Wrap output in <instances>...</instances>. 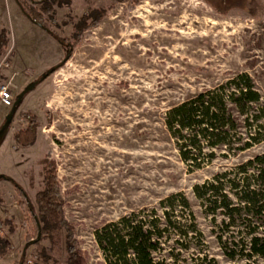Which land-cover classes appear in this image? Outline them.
I'll list each match as a JSON object with an SVG mask.
<instances>
[{
	"label": "rangeland",
	"instance_id": "obj_1",
	"mask_svg": "<svg viewBox=\"0 0 264 264\" xmlns=\"http://www.w3.org/2000/svg\"><path fill=\"white\" fill-rule=\"evenodd\" d=\"M13 1L0 0L3 50H11L15 86L9 121L11 109L0 105V264L66 261L61 223L51 222L45 234L38 220L36 195L47 175L58 188L60 218L84 264H106L96 229L171 206L179 225L193 223L200 237L175 261L169 253L178 254L181 243L163 245L156 260L246 264L238 252L247 243L245 225L262 232V222L235 216L231 223L215 207L223 195L239 204L229 181L253 187L256 170L242 167L264 155V0H69L55 8L54 21L44 16L51 32ZM95 9L102 18L90 19ZM243 74L261 99L256 127L246 126L234 110V140L204 148L199 169L184 163L167 113ZM28 127L33 142L23 145L17 136ZM222 174L228 180L221 193L202 199L194 193ZM232 242L237 254L230 260L224 247Z\"/></svg>",
	"mask_w": 264,
	"mask_h": 264
},
{
	"label": "trees",
	"instance_id": "obj_2",
	"mask_svg": "<svg viewBox=\"0 0 264 264\" xmlns=\"http://www.w3.org/2000/svg\"><path fill=\"white\" fill-rule=\"evenodd\" d=\"M16 2L20 11L30 21L38 24L47 32L51 31L43 21L44 16L54 21L52 18L56 11L55 8L70 4L69 0H22V2L16 0ZM37 6L40 11L36 9ZM102 16L103 12L95 9L91 13V18L89 15L83 17L82 21L87 22L89 18L99 19ZM76 35L75 38H77ZM5 37V32L1 31L0 55L5 51L3 50L6 44ZM69 55L70 53H68ZM260 100V96L252 87L250 79L243 74L214 91L199 94L171 109L166 115V126L178 144L182 161L199 169L201 163H204L202 156L204 148L214 149L224 145L228 139L234 140L233 137L236 134L234 130L237 127L234 110L238 115L244 116L246 126L249 128L256 127L258 119L261 118ZM252 129L254 130V128ZM18 135L17 137L23 145H30L33 142L34 130L28 127ZM250 138L255 140L252 135ZM244 145L246 148L249 146L248 143ZM240 150L244 149L241 148ZM212 157L213 153H210L209 159ZM247 167L256 170L254 186L251 187L248 183L244 185V180L240 184H236V181L229 179L230 189L235 191L239 204L237 206L232 205L231 202L225 200L226 197L223 195L222 203L215 208L224 209L225 215L231 223H233L235 216L242 217L249 222L252 219L262 222V232H260L259 227L251 228L245 225L248 235L247 243L238 252L247 258L246 264H250L249 260L254 258L264 259V155L249 161L242 169ZM227 180L226 174L218 175L213 184L206 183L202 187L197 186L194 188V193L201 199L211 192L221 193ZM52 181L54 179L51 175H47L45 188L36 195L39 223H42L45 234L50 230L51 222L61 223V228L65 232L67 252L64 264H84L80 253L72 245V234L67 227L68 225L60 218L62 213L58 204L59 191ZM237 188L241 190H237ZM200 189L205 191L201 196L199 194ZM180 201L184 207H187L184 199L180 198ZM215 203L214 200L213 204ZM190 217L192 218V215ZM176 220L177 217L172 206L169 209L164 208L161 214H158L156 210H151L149 213L144 211L120 218L117 222L105 224L95 230L94 238L104 255L106 264H165V261L156 260V256L163 249V245H168L169 242L177 245L181 243V249L177 251L178 254L169 253L170 260L175 261L176 257L182 253V249L186 252L190 248L191 239L196 236L200 237L199 232L194 233L193 223L180 226ZM36 224L40 227L37 222ZM40 234L41 229L38 236ZM44 238L48 239L47 236ZM180 240L181 242H179ZM236 244L232 242L231 248L223 246L224 254L230 260L236 258L237 250L232 249Z\"/></svg>",
	"mask_w": 264,
	"mask_h": 264
},
{
	"label": "built area",
	"instance_id": "obj_3",
	"mask_svg": "<svg viewBox=\"0 0 264 264\" xmlns=\"http://www.w3.org/2000/svg\"><path fill=\"white\" fill-rule=\"evenodd\" d=\"M11 69V50H8L0 55V105L6 109L13 107L12 93L15 86L14 75H9Z\"/></svg>",
	"mask_w": 264,
	"mask_h": 264
},
{
	"label": "water",
	"instance_id": "obj_4",
	"mask_svg": "<svg viewBox=\"0 0 264 264\" xmlns=\"http://www.w3.org/2000/svg\"><path fill=\"white\" fill-rule=\"evenodd\" d=\"M68 58L66 57V59L63 61V62H65L66 60H67ZM34 84H32V85H30L27 89H26V91H24L18 98H17V100L14 102V107H15V105L22 99V97L24 96V94L26 93V92H28V91H31L33 88H34ZM12 113H13V109H12V111H10V113L8 114V116L6 117V120L5 121H9L10 120V118H11V116H12Z\"/></svg>",
	"mask_w": 264,
	"mask_h": 264
},
{
	"label": "crops",
	"instance_id": "obj_5",
	"mask_svg": "<svg viewBox=\"0 0 264 264\" xmlns=\"http://www.w3.org/2000/svg\"><path fill=\"white\" fill-rule=\"evenodd\" d=\"M6 2H7V1H6ZM13 2H14L16 5H17V3H16V1H15V0H14ZM17 6H18V5H17ZM16 8H17V10H18V7H16Z\"/></svg>",
	"mask_w": 264,
	"mask_h": 264
},
{
	"label": "flooded vegetation",
	"instance_id": "obj_6",
	"mask_svg": "<svg viewBox=\"0 0 264 264\" xmlns=\"http://www.w3.org/2000/svg\"><path fill=\"white\" fill-rule=\"evenodd\" d=\"M12 109H13V108H11V110H10V111H12ZM10 111H9V113H10ZM13 111H14V110H13ZM5 120H6V119H5Z\"/></svg>",
	"mask_w": 264,
	"mask_h": 264
}]
</instances>
